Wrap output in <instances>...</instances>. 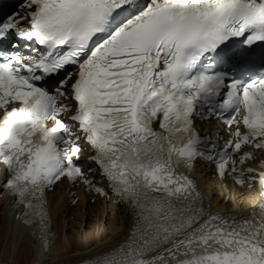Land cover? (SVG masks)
I'll return each instance as SVG.
<instances>
[{
  "label": "snow or ice",
  "instance_id": "6c2138e0",
  "mask_svg": "<svg viewBox=\"0 0 264 264\" xmlns=\"http://www.w3.org/2000/svg\"><path fill=\"white\" fill-rule=\"evenodd\" d=\"M62 186L127 209L75 264H264V0H0V198L44 253Z\"/></svg>",
  "mask_w": 264,
  "mask_h": 264
},
{
  "label": "bare ground",
  "instance_id": "6f19581e",
  "mask_svg": "<svg viewBox=\"0 0 264 264\" xmlns=\"http://www.w3.org/2000/svg\"><path fill=\"white\" fill-rule=\"evenodd\" d=\"M203 184L216 189V205L220 206L223 199L220 196H225V191H222L217 183L214 185L207 179ZM54 196L53 194L52 197ZM255 200L253 193L238 189L234 199L229 201L225 209L243 211ZM7 205V198H0V264H3L6 250L7 259H21L28 264H60L63 261L73 263L112 247L121 238L127 226V211L118 208L114 203L100 202L89 206V213L83 211L84 204L76 208L70 207L69 211H56V208H53L56 211L55 239L51 251L44 253L37 238L32 237L31 228L27 233L16 236V224L8 217ZM10 232L12 238H9Z\"/></svg>",
  "mask_w": 264,
  "mask_h": 264
},
{
  "label": "rangeland",
  "instance_id": "374dc122",
  "mask_svg": "<svg viewBox=\"0 0 264 264\" xmlns=\"http://www.w3.org/2000/svg\"><path fill=\"white\" fill-rule=\"evenodd\" d=\"M1 208H2V207H0V211H1ZM93 219H94V217H93Z\"/></svg>",
  "mask_w": 264,
  "mask_h": 264
}]
</instances>
